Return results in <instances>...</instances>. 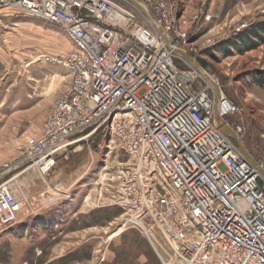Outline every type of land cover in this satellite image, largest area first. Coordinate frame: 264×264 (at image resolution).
I'll return each instance as SVG.
<instances>
[{"label":"built area","instance_id":"built-area-1","mask_svg":"<svg viewBox=\"0 0 264 264\" xmlns=\"http://www.w3.org/2000/svg\"><path fill=\"white\" fill-rule=\"evenodd\" d=\"M180 3L0 0V11L13 8L56 24L73 45L41 57L66 71L68 85L40 134L26 140L24 158L0 172V234L29 215L13 177L5 180L10 173L28 163L59 199L69 200L70 189L62 183L51 188L47 180L57 158L96 134H109L108 148L129 156L112 167L110 204L123 210L124 226L148 237L161 264H264V165L251 164L220 130L213 86L179 54L213 78L196 57L208 61L211 49L253 23L215 25L199 35L214 19L210 0H198L191 13ZM226 101L221 92L218 102ZM237 110L232 103L219 109L240 138L241 129L227 119Z\"/></svg>","mask_w":264,"mask_h":264},{"label":"rangeland","instance_id":"rangeland-1","mask_svg":"<svg viewBox=\"0 0 264 264\" xmlns=\"http://www.w3.org/2000/svg\"><path fill=\"white\" fill-rule=\"evenodd\" d=\"M179 2L192 9L197 0ZM210 2L214 19L199 35L215 25L251 21V29L244 33L252 35L250 31L257 29L264 37L259 27L264 14L258 12L264 0ZM8 10L0 12V172L24 158L26 140L40 134L51 105L67 88L66 71L41 57L73 48L58 25ZM217 49L208 54L210 74L238 109L227 119L241 129L240 141L264 165V87L256 83L264 72V42L243 53L234 46L228 53ZM109 140V134H96L57 158L47 180L51 188L62 183L70 189L69 200L59 199L28 163L5 178L13 177L19 196L29 199L24 211L29 215L7 232L10 236L1 237L0 264H161L148 237L124 226L123 210L110 204L112 167L129 156L118 148L110 150ZM41 196L48 207H42ZM162 244H155L160 251Z\"/></svg>","mask_w":264,"mask_h":264},{"label":"water","instance_id":"water-1","mask_svg":"<svg viewBox=\"0 0 264 264\" xmlns=\"http://www.w3.org/2000/svg\"><path fill=\"white\" fill-rule=\"evenodd\" d=\"M180 56L188 63H190L193 68L197 69L200 73L201 69L200 67L194 62V60L186 53L179 52ZM196 60L199 62L200 66L202 68H208L209 63L206 59L202 57H196ZM217 103V102H216ZM215 122L217 126L220 128V130L229 138L233 139L237 143L238 152L247 159L251 164L258 167L259 163L255 160V158L249 153V151L246 149V147L242 144L239 137L236 135V133L233 131V129L228 125L226 120L221 116L219 109H216L215 105ZM261 171H264V169H261ZM259 185L263 187V180L261 178L258 179Z\"/></svg>","mask_w":264,"mask_h":264},{"label":"trees","instance_id":"trees-1","mask_svg":"<svg viewBox=\"0 0 264 264\" xmlns=\"http://www.w3.org/2000/svg\"><path fill=\"white\" fill-rule=\"evenodd\" d=\"M259 27L261 29H264V22L259 23ZM250 32L252 35H246L245 33H243L241 35H238L237 38H233V39L227 41L225 44L226 46H224V44H220V45L215 46V48H218L217 49L218 51H223L225 53L229 52V47H231V46H234L235 49H237L241 53L248 51V50L255 49L261 43L264 42V37H262V35L259 34L257 29H255V30L252 29ZM255 39H259V41H256ZM256 83L260 87H264V72H260L258 74V80Z\"/></svg>","mask_w":264,"mask_h":264},{"label":"bare ground","instance_id":"bare-ground-1","mask_svg":"<svg viewBox=\"0 0 264 264\" xmlns=\"http://www.w3.org/2000/svg\"><path fill=\"white\" fill-rule=\"evenodd\" d=\"M201 72H202V74H203L205 80H208L207 82H209V83L213 86V88H214V90H215V92H216V95H217L216 109H221V107H222L223 109H229L230 106H231V103H229V101H226V102L223 104V106H221V104L218 102V101H219V98H220V96H221V90H220V88H219L217 82H216L215 80H213V78H211V76H208V75H207L205 72H203L202 70H201ZM258 167H259V166H258ZM261 172H262V174L264 175V171H261ZM123 230H124V229L121 228V229L119 230V232H122Z\"/></svg>","mask_w":264,"mask_h":264},{"label":"crops","instance_id":"crops-1","mask_svg":"<svg viewBox=\"0 0 264 264\" xmlns=\"http://www.w3.org/2000/svg\"><path fill=\"white\" fill-rule=\"evenodd\" d=\"M197 5H198V0H197V3H196V6H194V8H192V9H188V7L187 6H185V7H183L182 5H180L181 6V10L183 11V12H185V13H191L192 11H194L195 9H196V7H197ZM210 8H211V11L213 12V3L211 2V5H210ZM8 9H3V10H1L0 12L1 13H3V12H7L8 13ZM0 13V14H1ZM214 13V12H213ZM8 232V231H7ZM7 232H4V233H1L0 234V239H1V237L2 236H4V235H9ZM13 232V234H16L15 233V230H13L12 231ZM10 236V235H9Z\"/></svg>","mask_w":264,"mask_h":264}]
</instances>
